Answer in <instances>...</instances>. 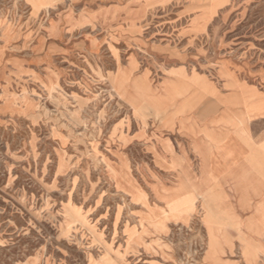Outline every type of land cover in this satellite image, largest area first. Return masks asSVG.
Instances as JSON below:
<instances>
[{"label":"rangeland","instance_id":"374dc122","mask_svg":"<svg viewBox=\"0 0 264 264\" xmlns=\"http://www.w3.org/2000/svg\"><path fill=\"white\" fill-rule=\"evenodd\" d=\"M263 97L264 0H0V264H264Z\"/></svg>","mask_w":264,"mask_h":264},{"label":"crops","instance_id":"0c3cea01","mask_svg":"<svg viewBox=\"0 0 264 264\" xmlns=\"http://www.w3.org/2000/svg\"><path fill=\"white\" fill-rule=\"evenodd\" d=\"M247 129L248 133L253 130L254 139L251 140L248 135L245 142H237V151L232 150L229 158L225 157L224 161L218 159L217 165L221 169L222 176H247V182L252 189H257L262 184L261 191L264 196V116L253 117ZM227 168L230 170L229 175L226 172ZM262 229L261 237H254L258 235L255 232L254 234L251 232V235L248 233V238L253 239L255 246H260L264 242V224Z\"/></svg>","mask_w":264,"mask_h":264}]
</instances>
